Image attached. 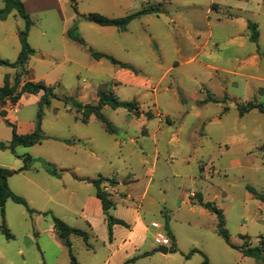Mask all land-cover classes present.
Segmentation results:
<instances>
[{
    "label": "rangeland",
    "instance_id": "1",
    "mask_svg": "<svg viewBox=\"0 0 264 264\" xmlns=\"http://www.w3.org/2000/svg\"><path fill=\"white\" fill-rule=\"evenodd\" d=\"M20 1L33 22L27 42L34 50L22 82L54 87L58 99L41 111V94L25 95L17 107L6 109V117L0 114V144L11 143V124L19 134L34 132L40 111L48 137L33 147L0 148V168L21 170L25 158H32L33 168L12 176L9 187L35 211L13 200L5 215L0 209V226L14 236L8 239L0 232V264H72V255L78 264H116L109 262L114 249L104 243L109 239L106 213L102 218L89 199L97 198L96 189L77 179L102 176L123 182L122 190L134 198L117 197L115 217L129 219L127 207L144 202L147 222L160 225H151L146 246L134 256L140 258L129 264H202L201 253L189 256L193 250L204 253L211 264H264V257H245L218 235L215 214H202L200 204L193 206L195 211L191 204H181L196 199L192 193L202 194L223 211L233 244L257 247L264 239V203L248 189L264 195V113L253 110L241 116L238 109L249 101L264 106V0ZM6 2L0 0V10ZM149 8L160 12L132 21L127 32L84 18L95 13L117 19ZM249 22L259 26L258 42L250 40ZM26 27L17 9L0 19V59L18 61L20 33ZM69 32L96 52L134 67L142 85H119L121 67L95 60ZM19 73L22 67L0 66V88L6 75L14 84ZM99 91L137 101L140 115L124 108L104 111L118 129L115 134L98 119L77 121L82 115L70 102L96 104ZM56 138L75 141L76 147ZM47 164L60 178L47 172ZM129 176L134 181L129 183ZM53 216L87 232L88 241L72 235L71 246L66 245L55 232ZM169 217L176 252L164 255L156 252L162 246L157 238L168 237L164 224ZM124 229L119 227L121 233Z\"/></svg>",
    "mask_w": 264,
    "mask_h": 264
},
{
    "label": "trees",
    "instance_id": "2",
    "mask_svg": "<svg viewBox=\"0 0 264 264\" xmlns=\"http://www.w3.org/2000/svg\"><path fill=\"white\" fill-rule=\"evenodd\" d=\"M12 9L18 10L20 16L26 20L27 27L25 31L20 33L21 42H22V51L19 55L18 61L16 63H10L8 61L0 59V66L11 67V68L18 66V67L23 68V73H19L15 77L14 84L11 83L9 75H6L4 85L0 88V107L2 108L0 114L3 117L7 116L6 106L8 105V103L12 105H17L21 101L24 95H38L40 93H43L40 99V102H39L41 111L43 108L49 107L53 100L58 99V97L56 96L54 87L48 86L43 82H32V81L22 82V78L24 77V73H25V66L28 62L29 56L34 53V50L31 49V47L29 46L27 42V35L30 31L31 26L33 25V22L31 21L29 14H27V12L25 11L24 5L23 3H21L20 0H7L6 7L0 10V19L6 20ZM159 12H160L159 8H149V9H144L138 13L131 14L126 17L117 18V19L107 18V17H104L99 14H95V13L86 15L84 18L87 21L97 24L99 26L116 27L122 32H126L128 30V26L130 25L132 21L140 19L141 17L146 16V15L158 14ZM249 28L252 31V41L258 42L259 33L257 31V26L253 23H249ZM69 36L72 40L79 42L80 44L85 46L89 50V52L91 53L92 57L95 60L100 61L102 59H106V60H109L114 65H117L123 69H128V70H131L137 73L134 67L128 64L122 63L110 55L96 52L91 47L87 46L86 42L80 35H76V34H73L72 32H69ZM70 104L71 106L76 108L78 112L82 113V118H81L82 123L88 124L90 118L92 116H95L99 121H101L105 125L106 130L111 134H115L118 129L104 115L103 109L106 106L112 108L113 110L124 108V109H127L129 112L135 113L136 116L140 115L139 103L137 101H133V102L120 101L118 97L115 95V93L113 92L108 93L106 91H99L98 92V102L96 104L84 105L78 101H71ZM238 109L240 111L241 116H243L247 112H250L253 109H258L261 113H264V106L257 104L255 102H249L246 107H238ZM41 111L38 115L37 128L34 132L25 134V135L19 134L18 126L16 124H11L12 130H13L12 141L9 145L5 143H1L0 148L3 150L11 149L12 151H15V149L18 146L33 147L37 144H40L44 140L48 139V137L44 135L41 129V121H42ZM147 116L152 117L153 115L151 113H148ZM63 142H65L68 145L75 144V142L71 140H65ZM25 161H26V164L21 170L16 171V170L0 168V209L3 212V215H5V207L9 200H13L14 202L18 204L24 205L30 213L35 212L29 207V204L25 199L19 197L18 195L12 192V190L9 187V183H8L9 178H11L12 176L31 168L32 162H33L32 158L27 157L25 158ZM46 167H47L48 172L54 175H58L56 171H52V168L50 165L47 164ZM88 181L95 187L96 197L101 201L104 213L109 212L111 214L110 217L107 218V222H108V228H109V236H110V239H112L113 228L115 225L129 227V225L125 221L119 218H116L113 215V211L116 209V203L112 200L110 193L107 192L104 187L105 181L108 182V184L106 185H109L111 187L116 186L118 182L114 179H105L103 177H99L98 179L88 180ZM248 189L258 200L264 203L263 194L258 193L252 187H249ZM196 198L198 199L201 205H203L212 214H215L217 216L218 235L222 237L231 248L240 250L246 257H254L257 259H262L264 257V242L260 246H257V247H252V246H249L248 244H246L243 247H238L234 245L231 241L230 234L228 230L226 229V221H225V216H224L223 211L217 208V206L212 202H204L202 195L196 194ZM48 214L49 213H44L45 216H48ZM53 220L55 224V232L57 233L58 237L66 245L71 246L70 237L72 235L83 237L86 242L88 241L89 236L87 232L69 226L67 223H65L60 218L53 216ZM166 230L168 233V237L174 240V236L170 230L168 221L166 224ZM0 232L4 233L8 239L14 238V236L12 235L10 230L6 227V225L0 226ZM242 238L247 239L246 236H242ZM175 247H176V242H173V246L169 249V252L170 253L176 252ZM196 253H201L204 256V261L202 264H211L209 258L199 250H193L189 256L196 254ZM145 256H147V254H144L142 257H145ZM139 258L140 257H135L133 259L126 261L124 264L132 263ZM72 264H78L76 258L73 255H72Z\"/></svg>",
    "mask_w": 264,
    "mask_h": 264
},
{
    "label": "crops",
    "instance_id": "3",
    "mask_svg": "<svg viewBox=\"0 0 264 264\" xmlns=\"http://www.w3.org/2000/svg\"><path fill=\"white\" fill-rule=\"evenodd\" d=\"M249 23H253V22H249ZM249 23L246 25L248 30H249V36H250V40L252 41V31L251 29L249 28ZM257 26V31L259 33V38H260V32H259V26L256 24V23H253ZM129 27V26H128ZM128 31V30H127ZM126 31V32H127ZM259 38H258V41H259ZM263 56H264V53H263ZM260 56L257 54L254 56V59L251 61V64L253 66H256L257 65V59H259ZM118 79H117V83L119 85H134V86H141L142 83L144 82L141 78L137 77L136 75L133 74L132 71H129V70H126V69H122V68H119V71H118ZM10 77V75H9ZM10 81L12 83V80H11V77H10ZM41 94V97L43 95V93H40ZM39 95V94H38ZM25 96V95H24ZM23 96V97H24ZM213 98H209L208 100H211ZM22 100V99H21ZM97 100H98V94H97ZM249 102H253V101H249ZM247 102L246 104L248 105ZM256 103V102H255ZM10 105V103H8ZM19 104V103H18ZM17 104V105H18ZM12 105V104H11ZM17 105H12V107L8 106L6 107L7 110L9 109H12V108H15L17 107ZM110 107L106 106L104 109H103V112L108 110ZM253 110H258V109H253ZM251 110V111H253ZM79 115H82V113L78 112ZM143 115V114H142ZM97 119L95 116H92L89 120V123H92L93 120ZM77 121H80L82 122L80 119H77ZM105 126V125H104ZM106 129V128H105ZM18 131H19V128H18ZM33 131H31L32 133ZM86 138V137H85ZM83 139V138H82ZM87 139V138H86ZM69 140V139H67ZM56 142H59V143H64L66 146L70 147L71 149L72 148H75L76 147V142L75 144L73 145H68L66 144L64 139H61V138H56L55 139ZM72 141V140H71ZM133 142V140H132ZM81 151V150H80ZM204 167V170L202 169V172H206L208 170V167L207 166H203ZM33 167L31 166V168H29L30 170L32 169ZM29 169L27 170H24V172H20L19 174L21 173H25L27 172ZM48 172V170H47ZM50 173V172H49ZM51 174V173H50ZM154 174V172H153ZM57 178H60L58 175H54V174H51ZM153 176V175H152ZM78 177V176H77ZM103 177V176H102ZM28 181L32 182V179L30 177H26ZM99 178V177H98ZM104 178V177H103ZM10 179V178H9ZM79 181L81 182H88L90 183L88 180H92V178H85V177H78L77 178ZM114 180H116L114 178ZM129 183L134 181L133 178H131L129 176V179H128ZM152 178L149 180V184L147 186V189L146 191L144 192L143 194V199L146 198V194L148 193V189H149V185H150V182H151ZM118 182V184L114 187H111L109 185H106L108 184L107 181H105V190L107 192L110 193L111 195V198L112 200L116 203V209L113 211V212H117L118 210V207H117V202H116V198L117 197H126V200L127 201H132L134 198H133V195L127 193V192H124L122 190V186H124L123 182H119L118 180H116ZM9 183V181H8ZM90 185H92L90 183ZM93 186V185H92ZM202 195V194H198V193H192L191 195ZM190 195V196H191ZM46 196V194H45ZM49 197V196H48ZM203 197V195H202ZM47 198V196H46ZM89 199H92L98 206V209H99V212H100V216L103 218L104 216V213H103V210H102V204H101V201L98 199V198H95V197H91ZM203 200L204 202H209V201H206L205 198L203 197ZM165 204H167V201L166 199L164 198L162 200ZM263 203V202H262ZM182 205H185V204H191V210L195 211L193 207L195 204H200L198 199H190V200H183L181 202ZM201 205V204H200ZM143 208H144V202H141L139 206H134V209L130 206L127 207V210L129 212H131V215L129 216L130 218H126V216H123V215H118L117 214V217L116 218H119L123 221H125L129 227H124L125 231L124 233H121V231H119V227H123V226H120V225H115L114 228H113V237L112 239H110V236H109V239H107V241H104V243H108V246L113 250L112 254L110 255V259H109V262L111 263L113 260L116 261V264H124L126 261L130 260V259H133L134 256L136 255L137 251H139L140 249L144 248L147 244V239L149 238L150 236V228H151V225L156 223L158 226H160L157 222L153 221L151 223H148L147 222V218L145 216L146 214V211H143ZM201 213L202 214H211V212L209 210H207L203 205H201ZM160 215L161 216H164L165 214L163 213L162 210L159 211ZM82 215L85 217V218H89L87 216V213L84 212V210L82 211ZM165 217V216H164ZM91 220V219H90ZM167 220V219H166ZM92 221V220H91ZM104 221V220H103ZM226 221V220H225ZM172 217H169V227H170V230L171 232L173 233V236H174V240H171L173 242H176L177 243V236L175 235V232L172 228ZM167 224V222H166ZM166 224H164V227H166ZM108 226V222L107 221H104V226ZM91 229L93 230L92 228V225H91ZM121 233V235H120ZM247 237V236H246ZM248 238V237H247ZM264 242V239L262 238L260 240V245ZM235 245V244H234ZM249 245V244H248ZM237 246V245H236ZM238 247H241V246H238ZM243 247V246H242ZM242 253V252H241ZM243 254V253H242ZM244 256V254H243ZM246 257V256H245Z\"/></svg>",
    "mask_w": 264,
    "mask_h": 264
},
{
    "label": "built area",
    "instance_id": "4",
    "mask_svg": "<svg viewBox=\"0 0 264 264\" xmlns=\"http://www.w3.org/2000/svg\"><path fill=\"white\" fill-rule=\"evenodd\" d=\"M157 239H158V241L160 242V244L162 246H166L169 249L172 247V240L169 237H167V236H161V238L158 237Z\"/></svg>",
    "mask_w": 264,
    "mask_h": 264
},
{
    "label": "water",
    "instance_id": "5",
    "mask_svg": "<svg viewBox=\"0 0 264 264\" xmlns=\"http://www.w3.org/2000/svg\"><path fill=\"white\" fill-rule=\"evenodd\" d=\"M110 215H111V214H110L109 212L106 213V217H107V218H109ZM156 252L161 253V254H164V255H168V254H169V248L166 247V246H160V247L156 250Z\"/></svg>",
    "mask_w": 264,
    "mask_h": 264
}]
</instances>
